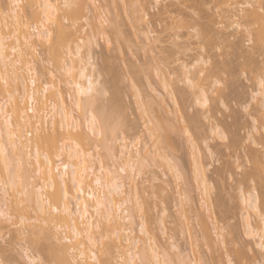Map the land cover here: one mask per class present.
<instances>
[{
	"label": "rangeland",
	"instance_id": "374dc122",
	"mask_svg": "<svg viewBox=\"0 0 264 264\" xmlns=\"http://www.w3.org/2000/svg\"><path fill=\"white\" fill-rule=\"evenodd\" d=\"M8 1L0 0V6L2 5L1 7L6 9L11 4ZM23 1L27 3L26 0ZM63 2V0L57 2V5L61 9L58 14L59 17L60 15L62 16L61 20H63V24H66V20L68 21L66 24L68 27L70 22L65 17H68V8L64 7ZM75 3L84 7L75 8L80 28L78 27L79 32L77 31V35L72 40H69L70 42L67 39V46H69L68 49L73 47L71 51L76 54L79 47L80 50L78 52L83 58L81 59L80 57L83 62H79L80 59L75 54L69 55V50H64L67 46H64V49L62 48L64 52L61 50L63 54L65 51H68L66 52L67 56L66 54L61 56L64 60H61V58L60 61L62 64H66L65 61L68 57L69 61L67 60V63H69L73 55L72 61L75 66V77L79 69L86 64L88 73L97 80V83L102 80L104 87L110 90L109 97L96 98L97 102L95 101V106L97 109L105 107L106 111L112 114V110H115L117 107L116 103L121 96V101L119 100L121 104H118L121 110H118V107L116 110L118 118L122 121L121 129L118 128L119 131L117 129L113 137L110 134L113 132H109L104 138L92 136L89 129L83 123V133L90 138L87 145L85 147L80 146V148L84 152L91 154L92 164L96 168L101 161L109 167L114 162L112 155L120 153L119 145L123 143L122 139H125L130 144V150L134 152L133 154L138 156L137 158L142 165L144 164L145 167L143 166L142 170H139V173L137 172L136 179L133 180L131 178L132 174L130 172L127 174L129 179L126 180V182L133 180V183H131L134 186L142 187V190H144V193H141L142 195L139 196V200H136V196L133 190H130L132 188H129V185H126L124 189V197L129 198L130 203L127 206L130 207L131 213L133 214L134 212L135 214L134 224L130 227L133 231L132 235L146 239H149L151 236L154 237L156 243L158 242L157 244L169 255V259L167 256L165 257L168 260V264H173V261H175V264H180L181 261L185 264L186 260L196 264H202L205 260L209 264H221L222 259L225 264L230 259H235L240 264H264V256L261 255L260 248L258 247L260 244L259 238L256 237L252 229H249V226L247 227V218H249V222H251L254 229L260 228L264 223V182L260 179V172L255 168L253 169L255 183H253L250 176L243 183H233L230 181L225 184L223 181L224 169L221 168L219 163L215 168H208V164L211 161L204 159L206 153L202 150L203 142H197L195 138L190 141L189 137L185 134L186 130H191L193 111L188 106L185 96L180 94V89L184 87V84L181 83L177 75V70L179 74H184V65H187L192 70L193 75L196 73L193 65L196 64V50L200 42L195 38L196 32L189 31V25H194L196 30L202 34H214L216 40L227 41L234 46L232 58L228 61L226 67L231 71L244 65L246 60L248 75L252 76V82L248 85V96L251 97L253 95V85L255 86V91L258 92L259 86L256 84L257 75L253 72V68H256L258 72L261 59L259 51L261 33L258 35V25L253 21L254 24H252L251 20V23L248 22L249 20L246 21L244 17L248 11L250 13L252 10L259 11L258 13H260L261 9L259 5L261 0H78ZM247 5H255V7H247ZM0 17L1 20L5 18L1 14ZM101 18H103V21ZM6 20L8 21V19ZM238 20L248 22L247 27L255 34L257 48L255 52L250 53L247 51V43L240 39L242 34L241 29L233 27ZM5 21L3 19L1 22L6 24ZM11 23L14 25L13 21H10ZM249 24L252 26H248ZM46 26L48 29L51 28L50 30H53V32L55 31L53 34L55 40L58 37L56 32L57 27L55 28L57 25ZM13 28H10L12 32L14 31ZM233 33L236 36L235 40L233 39ZM8 35L9 40H7L9 42L5 40L6 44L9 43L10 45L8 46H13L17 43L16 35L14 33H11V36L10 34H6L4 38H8ZM243 35H248V33L245 32ZM259 36L260 38H258ZM12 39L15 43L12 42ZM45 44H36L37 49L35 50H37V53L35 54L34 50L28 51L25 53L26 57L25 55L23 57L27 59L22 58L26 61L19 65L21 69H25L26 71L28 64L25 66L24 63H30L29 61L34 63L33 65L38 70L37 86L50 82L59 84L68 108L73 112L75 117H79L81 112L75 107L74 101L71 99L74 94L72 91L68 92L69 89L65 85L67 79H72L66 77L64 72L59 70L62 69V64L59 63L62 65L59 66L56 62L53 63L51 48L48 44ZM32 51L34 56L36 55L34 59H30ZM34 56H31V58ZM12 57L14 58V56ZM16 57L18 56L15 55V60ZM157 64L161 65L159 73L152 71L149 76L144 72L145 65L153 66ZM19 65L17 67L20 69ZM169 68L172 71H169ZM121 69H123V76L120 74ZM128 69H131V71ZM22 73L25 77L27 76L25 72ZM39 80L40 82H38ZM0 81V87H5L0 88L1 107L3 103L5 104L6 91L11 92V90L14 91L15 89L13 90L14 86L12 89L9 85L5 86L1 78ZM164 85L168 86V89ZM7 88L8 90H6ZM112 89H118L119 92ZM168 91L175 94L172 96L173 100L176 97V100L180 101L178 103L176 100L173 101L172 94L170 95ZM114 92L120 93L118 99L115 97L117 94L114 95ZM19 93L17 92L16 96ZM112 97L117 99V102L114 103L115 100ZM259 99L260 97L256 98L254 105L258 103ZM51 101L54 102V100L49 99L44 106V115L50 111L52 107ZM112 101L113 105H116H114L115 107H111L112 110H108V108L110 109L109 106L112 105L109 102ZM24 103L23 107L27 110L29 103L27 101ZM192 103L194 104V100ZM10 105H6V111H11ZM83 108L82 116L85 118L89 108ZM199 111L203 112L204 110L200 109ZM160 119L161 122H163V119H165V122L167 121L165 124L169 127L164 126L167 129L169 128L167 130L169 134H164L166 128L160 129L159 125L161 126L162 124H159ZM48 120L46 119L45 122L49 123L50 121ZM48 123L47 125L49 126L45 125V127L50 128L52 125L50 123L52 122ZM203 123L207 127L209 140H212L211 125L208 121H204ZM27 127H25L26 129L24 128V134L27 132V138L31 139L33 137L32 133H34L32 131L34 130L31 128V131L30 127ZM111 127L114 129L113 122ZM237 127V125H234V130ZM163 129H165L164 132ZM262 132H264V128H258L255 125H252L251 129L247 124L239 128V136L244 138L241 142V155H243L244 147H247L249 152L253 154V158H257ZM250 133L253 135V141L251 144H247V138ZM159 134L169 135L170 145H155L156 136ZM203 134V128L196 133L197 136H202ZM217 143L219 142L213 141L212 146L215 147ZM161 147H165V149L159 150L158 148ZM217 151H222L225 157L228 156L227 149H217ZM235 155L236 152L233 150L232 157L234 158ZM163 156L166 158H163ZM64 159L62 157V162ZM56 160V163H58V159ZM197 163L201 164L202 169H200L201 167ZM1 166L3 165L1 164ZM1 166L0 185L9 178L8 171L4 167L1 169ZM201 170L204 174L200 175ZM177 173L182 177L180 183L176 179ZM28 174L29 172L26 174L27 180L30 181L27 183H30L32 180L30 176L34 173L32 175ZM203 179L206 183L202 181ZM202 182L208 186L209 191L204 189L206 185L201 184ZM2 189L3 187H0V198H2V201L0 199V204H2L0 208L2 207L1 209L8 216H11V214L15 215V212L17 215H13L10 221L0 217V221H3L2 228L0 227V238L12 239L14 242L22 243L28 253L24 255L22 252L17 251L14 259L20 260L21 264H33L29 257L35 260L34 264H53V261H50V255L48 254L49 257L47 255V253H50L47 248L49 245L52 247V243L51 240H48L49 238H45L47 234H44V236L43 230L29 227L28 223L26 224L27 226L21 225L23 227L13 225L18 220V207L23 209L25 205L28 204L27 207L30 205V202L25 201V198H29L26 195L27 193H22V202H20V196H13V191L9 189L7 199L10 204L7 202L9 207H5V203H2L5 201V193ZM20 189L23 190V188ZM205 191L210 194L208 195ZM255 195L259 198L260 204H258L259 209L261 205L262 210L260 212L262 216L251 209V202L255 198ZM10 197L12 202L9 200ZM17 199H20L19 203ZM208 199L209 203L207 202ZM30 207L28 211L31 212L34 207ZM132 208L135 210L133 211ZM9 209L13 211H9ZM19 210L22 212L21 209ZM96 218L94 217L95 221L97 220ZM125 224L127 225L126 222ZM143 224H146L144 230H146L145 227H147L146 231L149 230V234L147 233L149 237L145 236L146 234H141L140 226ZM222 228H225L226 231H222ZM33 231V235H37L36 237H33ZM38 231L42 232V238L40 237V233L38 234ZM99 232L97 234L98 240L101 235L103 237V234H105L104 231H102L103 234H101V231ZM218 234L221 237L219 241L217 240ZM39 237L40 241L37 240L39 242L34 243L33 240L35 241ZM106 238H100V242H106L108 245L110 243L108 241L110 240ZM102 247L99 246L98 249L101 250ZM98 249L97 253H99L98 255L101 259L100 255L102 253L100 254L101 251L99 250V252ZM108 257L107 255H102L103 261L108 259L107 263H109L111 259ZM111 261L110 264H117V259L112 258Z\"/></svg>",
	"mask_w": 264,
	"mask_h": 264
},
{
	"label": "bare ground",
	"instance_id": "6f19581e",
	"mask_svg": "<svg viewBox=\"0 0 264 264\" xmlns=\"http://www.w3.org/2000/svg\"><path fill=\"white\" fill-rule=\"evenodd\" d=\"M9 1L11 2V4L6 9L4 7H1L2 5L0 6L1 16L5 17L3 18L4 21L6 19H8L9 21L8 24V21L6 20L5 21L6 24H5L4 22H1L3 19L1 20L0 17V36L4 37L6 34H10L11 36V33H14L16 35L15 38L17 43H15L13 39L12 42L15 43L14 45L16 44L17 45L8 46L10 44L7 43L6 44L7 50L5 55L7 58H12L14 60H15V55H17L18 57H16L15 61L11 59V62H8L6 60L5 62L0 63V76H1L0 78L3 81L9 80L7 85L11 86V89L14 86L13 90L15 89L14 91L10 89L11 92L6 91L7 94L5 95V104L3 103L2 106L0 107V113H1L0 143L8 145L9 152H12L10 145L14 142L17 145V148L14 152H12L13 157H15L17 160L22 157L25 175L28 172H29L28 175H32V173H34L32 176H30V179H32L34 183L32 180L30 183H27L30 181L27 180L25 184L26 191H24V189L23 190L20 189L19 181H17L18 187L16 189H13L11 186H9L8 188V190L10 189L11 191H13V196H17V195L20 196L21 201L20 199H17L18 203L19 201L22 202L21 196H23L22 193L24 192L27 193L26 194L27 196H29V198L27 197L29 201L26 200L27 198H25V201L28 203L30 202L29 203L30 205L28 207H27L28 204L25 205L23 209L21 207H18V216H17L18 220L13 225L16 226L20 225L19 227L28 225L29 227H33L36 230L37 229L38 230L40 229L41 231L43 230L44 232L43 235L47 234L45 238L46 239L49 238L48 240H51L52 243V247L49 245L47 248L49 250L48 252H50L47 253V255L48 254L50 255V257L49 255L48 257L51 258L50 261H53V264L58 260L63 261L64 264H99V262L103 261L102 255L104 256L107 255V257L110 256L108 258H110L111 260L113 258L123 261L125 258L128 257V249L130 247V241L136 242L137 246L140 249L141 255H143V251L146 244L148 246L149 253H151L153 249H155L156 255L160 258V264H164V258L166 256L168 257L169 255L160 247L159 244H157L158 242L156 243V239L154 237L151 236L152 237L151 239V237L147 236V233L149 231V230L146 231L147 227H145L146 230H144L143 234L144 235L146 234L145 236L149 237V239L142 237L138 238L133 236L132 235L133 231L130 229V227L134 224L135 214L133 211L135 209L133 210L132 208L133 210L132 211L133 214H132L130 207L127 206V204L129 203L128 200L129 198L124 197L125 194L124 189L126 188V185H129L130 187L129 186L128 187L132 188L130 190H133L134 195L136 196V200H139V196L142 195L141 193H144L142 187L140 186L141 188H139L137 186H134L132 184L133 183L132 181L134 179L131 180L132 183L130 182V180L129 182H126V180H124L121 182L120 185V193L118 195L115 193H112L110 195L109 186L112 185L113 176L116 175V172L114 171L113 176H110L109 167H107L106 164H104L102 161L99 162V166L96 168L95 165L92 164L91 154L84 152L80 148V146L85 147L90 138L85 136L83 133L82 130L83 123L86 125L85 127L89 129V132L92 134V136L94 135L96 138L97 137L104 138L106 137V134H108L109 132H113L110 133L112 134L113 137V134L115 135L114 132L121 126L114 127L113 125L114 127L113 129L111 127L112 114L106 111L107 109L105 107H100V109L96 108L95 103L97 102L96 101L97 96L95 95V87L97 84V80H95L93 76L90 73H88L87 65L86 64L83 65L79 69L78 74L75 77L74 76L75 66H74V62L72 61L73 60L72 57L74 56L73 55L71 56L69 63H67L68 60L67 57L66 58L67 60L65 61L66 64L64 63L65 65L62 64V62L60 61L61 58H62L61 60H64L63 57L61 56H63L64 54H66L67 56L66 52L68 51H65L64 54L62 53L64 52V50L68 49L69 47L67 46V39L68 42H70L69 40H72L73 37L77 35V31L79 27L78 26L79 18L77 16V12L75 8L68 9V11L65 10L68 12V17L65 16L67 14L64 12L65 13L64 16L70 22V25L68 24L69 26L67 27L66 24H63V20H61L62 16L60 15L59 17L58 14V12H60L61 9L59 8V5H57V2H59L60 0H26L27 3H25L23 0H9ZM63 1H64L63 4L65 5V4H76L75 1L77 2L78 0H72V1L63 0ZM258 12L259 11L252 10L249 13L248 11L246 13L247 16L245 15L244 18H246L245 19L246 21L249 20L248 22H250L251 20V22L253 21L256 25H258L259 31L258 29L256 30L258 31V35H260L259 33H261V37H262V34H264V19H262L261 16L262 14H260L261 12L260 13ZM49 15L51 16V20H49ZM10 21H13L14 25L12 23L10 24ZM253 22L252 24H254ZM52 24L54 26L57 25L55 26V28L57 27L56 32L58 37H56L55 40L53 36L55 31L53 32V30H50ZM46 25L48 26L51 25L49 27L50 29H48ZM248 26H252V25L249 24ZM10 28L11 29L13 28L14 31L12 32ZM45 29H47L48 32L52 33L51 40L47 38L44 39L41 38L40 33L44 32ZM52 29L54 28L52 27ZM12 37L14 38V36ZM64 37L65 39H63ZM258 38H260V36ZM7 39L9 40V35L8 38H5V40ZM45 43H47L51 48L50 51H52L53 56H51L52 54L50 56L53 57V63L56 62L59 66L63 65L62 69L59 70H62V72H64V75H66V77H70L69 79H72V80L67 79L65 85L69 89L68 92L72 91L74 94V96L71 99H73L75 107L81 112L79 117H75L73 115V112L70 111V109L68 108L66 100L63 97V91L59 84L50 82L37 86L38 70L36 69L37 67L35 68V65H33L34 63L31 61H29L30 63H24L25 66L26 64H28L26 71L25 69H21L19 65L20 63L22 64V62L26 61L23 60V59H27V58H23L24 55L26 57L25 53H27L28 51L30 52V50H34L36 54L37 53L36 52L37 50H35L37 49L36 44L44 45ZM69 45L71 44L69 43ZM64 46H67V48L65 47L64 49ZM12 47H16L18 49L15 55L11 51ZM62 48L64 50H62ZM72 48L70 47L68 49L69 50L68 54L69 55L75 54V56L80 59L81 56L80 53L78 52L80 48L78 47L77 54L71 51ZM32 53L33 51L31 52V56H34V53L33 55ZM12 56H14V58ZM28 56L30 55L28 54ZM31 56L30 59H34L36 55L33 58H31ZM81 59L83 58L81 57ZM81 59L79 62L82 63L83 61ZM247 59L248 61H250L249 58ZM59 63L62 65H60ZM18 65L20 69L17 67ZM59 66L58 68H60ZM21 71L27 74L26 76L27 78L24 76V74ZM70 71H71V75L69 74ZM38 82H40V80ZM90 82L93 87V91L91 93L89 92ZM167 87L165 86L166 89H168ZM0 88H5V87H0ZM6 90H8V88ZM112 90L117 91L118 89H112ZM17 92H20L19 94H17L18 96H16ZM118 92L116 93L114 92V95L117 94L115 96L117 99L119 98L118 95L120 94V93L118 94ZM168 93L170 92L168 91ZM170 95L172 97L175 94L172 92L170 93ZM113 97L112 99L115 100L114 103L117 102L116 101L117 99ZM49 99L54 100V102L51 101L52 107L50 111L46 115H44V106L47 104V101ZM176 99L177 98L175 97V100ZM119 100L121 101V96ZM119 100H118L119 103L118 102L116 103L117 107L120 106L118 104H121ZM26 101L29 103L27 110H25L26 108L23 107L24 106L23 103ZM178 101L176 100L177 103ZM109 103L110 105L111 104L112 105L109 106L110 109L108 108V110H112L111 107L112 106L115 107L114 105L116 104L113 105V101ZM6 105H10L11 107L10 112L6 111ZM83 107H85L86 109L89 108V110H87L88 112L85 118L82 116L83 114L82 109H84ZM97 107L99 108V106ZM117 109L121 110V108L119 107ZM65 113L67 114V118L62 121V117L65 115ZM46 119L52 122V123L49 122L50 125L52 124L50 128L45 127V125L49 126L47 125L48 122L47 121H46L47 123L45 122ZM164 120L165 119L162 120L164 123L161 122V119L159 121V124L160 123L163 124V126L161 124L162 127L159 125L160 129L169 127L167 126V124H165L167 121L165 122ZM62 122L64 127L63 130L61 131L60 126ZM70 124L73 125L71 128H69ZM54 125L56 129L55 133L52 132V128ZM164 125H166V127ZM27 126L30 127L29 129L32 128L34 130L32 131L31 129V131L34 132L32 133L33 136L32 137L33 139L31 138L32 140L27 138L28 137L26 136L27 132L24 134L25 129L28 128ZM168 129L166 128V131L165 129H163V132L165 131L164 134L167 133ZM10 133L15 138L13 141H10L9 139ZM168 136L169 135L165 136L163 134H159L158 136H156L155 145L158 146L170 145L169 142L170 137ZM103 138L101 139L102 142L104 141ZM122 142L123 143L119 145L120 153L117 155L113 154L112 160L116 161L123 158L124 162L126 163L129 156H132L133 158H137L138 156L136 154H133L134 152L130 150V144H128L125 139H122ZM158 149L163 150L165 149V147H161ZM164 156L163 158H166ZM62 157L65 158L66 161L64 159V161L62 162ZM56 159H58V163H56L57 161ZM1 164L3 166H1ZM101 165H103V171H101ZM199 165L201 167V164ZM0 166L1 169H3L2 168L4 167L3 157H0ZM200 169H202V167ZM130 172L131 170H129L128 173ZM202 173L204 174V172L202 171L200 175ZM119 175L123 176V174H119ZM98 179L102 181V186L97 185L96 181ZM202 181H204V179ZM204 182L206 183V181ZM205 183L202 182L201 184H205ZM205 187L206 188L202 186V188L208 190L207 188L208 186L206 185ZM2 190L4 191V189ZM206 193L208 194V192ZM93 197L101 198V199L106 197L109 201H114L115 204L117 205H121V204L124 205V209L118 212L117 217L114 219V221L111 224H109L107 220H104L102 222V231H104L105 233L103 234V237L105 238L108 237L110 240L108 242L110 243H108L107 245V243L104 242L107 245L106 246L103 242H101L102 244L100 243V246H103L101 250L98 249L99 247H97V242L100 241V238L102 239L103 237H101L102 236L101 235L98 240L97 234L100 230H97L94 227V225L99 221V217L97 216L96 213L95 200L93 199ZM254 197L253 198L255 200L253 199L254 202L253 201L251 202L252 203L251 209L255 210L258 213V215L260 214V216H262L260 212L262 210L261 205L259 209V204H260L259 198L257 195H255ZM0 199L2 201V198ZM4 199L6 198L4 197ZM9 200L10 202H12L11 197ZM208 201L209 199L207 200V202ZM7 202L9 203L8 199ZM2 203L4 204L5 201ZM0 206H2V204H0ZM10 206L12 207V205ZM30 206H32V208L34 207L33 209L34 211L33 210L31 212L28 211L31 208ZM7 207L9 206L7 205ZM19 209H21L22 212H20ZM65 209H67V211H65ZM11 210L9 209V211ZM125 210L129 212L128 216L123 215V211ZM13 215L14 214H11V217H13ZM15 215H17L16 212ZM94 217L95 218L97 217L96 221L94 220ZM247 220H248L247 227L249 226V229L250 230L252 229L255 232L256 237L259 238V241L261 243L262 238H264V223L260 228L258 227L257 229H254V227L252 228L251 222H249L250 221L249 218H247ZM125 222L127 223V225L125 224ZM2 224L3 221H0L1 228H2L1 226ZM145 225L143 224V228ZM44 226L46 227L44 228ZM73 231L80 233L79 239H76L73 236ZM18 232L20 233V231ZM39 233L41 237L42 232L38 231V234ZM33 234L34 231L32 235ZM36 236L33 235V237ZM89 236H91V241L89 240ZM40 237L38 239L35 238L36 240L35 241L33 240V242L34 243L39 242ZM68 240H72L73 243L71 244L67 243ZM97 249L98 251L99 250L101 251V252L99 251L100 254L102 253V255H100L101 259L98 255L99 253H97ZM93 252H95L96 254L95 262L93 260ZM135 255H136V249L132 248V258H134ZM29 259L32 262L35 261L30 257ZM111 260H109V263L107 264H110V262H112ZM105 261L108 262V259L107 260L105 259ZM182 262L183 261H181L180 264H184ZM136 264H139V262L137 261ZM191 264H196V263H191Z\"/></svg>",
	"mask_w": 264,
	"mask_h": 264
},
{
	"label": "snow or ice",
	"instance_id": "6c2138e0",
	"mask_svg": "<svg viewBox=\"0 0 264 264\" xmlns=\"http://www.w3.org/2000/svg\"><path fill=\"white\" fill-rule=\"evenodd\" d=\"M15 7V5H14ZM65 8H81L83 5L79 4H65ZM91 7V6H89ZM247 7H255V5H247ZM262 13V19H264V0H261L259 5ZM49 20L51 16L49 15ZM103 21V18H101ZM67 24L68 21L66 20ZM234 28L241 29L240 39L247 43V51L255 52L256 48V37L252 33L251 29L247 27V22L237 21L234 25ZM189 31L196 32V39L200 42L196 50V64L193 65V68L196 69L195 75H193L192 70L188 68L187 65H184V74H179L177 70L178 78L181 80V83L184 84V87L180 89V94L184 95L188 101V106L193 111L191 130H186L185 134L189 137L191 141L193 138L197 142L202 141V150L206 155L204 159L210 160L208 168H215L219 163L221 168H223V181L225 184L228 182L233 183H243L251 179L255 183V175L253 169H257L260 172V179L264 182V132L261 133V142L259 144V150L257 158H253L247 147H244L243 155L240 154L242 147L243 137L239 136V128L244 125H249L251 129L252 125H255L258 128H264V35L261 37L260 42V62L259 69L257 72L256 68H253V72L257 75L256 84L259 86V91H255V86L253 85V95L248 96V85L252 82V76L248 75V68L246 66L247 61L245 60L244 65L241 67L234 68L229 70L226 67L228 61L232 58L234 52V46L227 41L216 40L214 34H202L200 31L196 30L194 25H189ZM248 33V35H243V33ZM41 38L52 39V33L48 32L45 29L44 32L40 33ZM233 39H236L235 33H233ZM7 50V45L5 38L0 36V63L11 62L12 58H7L5 53ZM11 51L15 54L18 49L12 47ZM131 71V69H128ZM144 72L147 75H151L152 71L157 73L161 70V65L153 66H144ZM139 71V69H137ZM169 71H172L169 68ZM71 75V71L69 72ZM121 76H123V69H121ZM8 81L5 80L4 84L7 86ZM93 91L92 84L90 82L89 92ZM83 94V93H81ZM95 95L97 97H109L110 90L106 89L101 80L96 84ZM260 97L257 104L254 105L256 98ZM194 100V104L192 101ZM203 109V112L199 110ZM67 118V114L62 117V121ZM204 121L212 127V140H209L207 136V127L204 125ZM112 122L114 127H120L122 121L118 118V112L113 110L112 113ZM74 123V122H73ZM237 125L238 127L234 130L233 126ZM73 125L70 124L69 128ZM61 131L63 130V122L61 123ZM204 129V134L202 136H197L196 133ZM55 125L52 128V132L55 133ZM10 141H13L15 138L10 133ZM213 141H218L215 147L212 146ZM253 141V135L250 133L247 138V144H251ZM12 152L17 148V145L13 142L10 145ZM9 146L3 143H0V157L4 159V168L8 171V180L4 181L0 187H3L5 193V207L7 206V197H8V188L11 186L13 189L18 187L17 181H19V187L23 188L26 191L25 184L27 178L24 172V164L22 157L18 160L13 157L12 152L8 150ZM217 149H227L228 156L225 157L222 151H217ZM235 150L236 155L233 158L232 152ZM30 152V149H29ZM11 161V164H10ZM171 163V162H170ZM143 165L141 164L138 158H133L132 156L128 157L127 162L125 163L123 158L119 161H114L113 165L109 166V175L113 176V172H116V175L113 176V183L109 186V194L120 193L121 182L128 179L127 173L129 170L132 172V179H136V174L139 170H142ZM199 168V165H198ZM101 171H103V165H101ZM119 174H124L120 176ZM177 182L180 183L182 177L177 173L176 175ZM98 186H102V181H96ZM95 200V209L99 221L94 225L97 230L102 232V222L107 220L111 224L114 219L117 217L118 212L124 209V205H117L114 201H109L106 197L96 198ZM67 211V209H65ZM87 211V208H86ZM124 216H128V211H123ZM0 217H3L7 220H11V216L6 215V212L3 209H0ZM226 231L225 228L221 229ZM144 228L141 225V234L143 235ZM73 236L76 239L80 238V233L73 231ZM221 237L217 236L219 241ZM91 241V236H89ZM0 264H21L20 260L14 259L17 251L22 252L24 255H27V251L24 249L22 243L14 242L12 239H3L0 238ZM67 243H73L72 240H68ZM100 241L97 242V247L100 246ZM261 255L264 256V238L260 245ZM132 248L136 249V255L132 258ZM131 258V259H130ZM93 260H96V254L93 252ZM139 261V264H160V258L156 255V250L153 249L151 253L148 251V246L146 244L143 255L140 254V249L137 246L135 241H130V247L128 249V257L123 261L117 260V264H136ZM34 264V262H33ZM55 264H64L63 261H56ZM99 264H107L106 261H101ZM164 264H168L167 258L164 260ZM175 264V261H173ZM185 264H191V261L185 262ZM202 264H209L207 260L203 261ZM221 264H225L224 260H221ZM227 264H240L239 261L235 259L228 260Z\"/></svg>",
	"mask_w": 264,
	"mask_h": 264
}]
</instances>
